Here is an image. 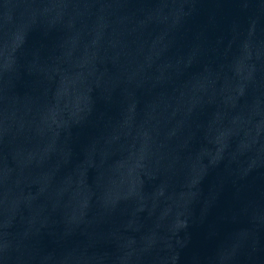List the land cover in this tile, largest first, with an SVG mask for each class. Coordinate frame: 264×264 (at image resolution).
Wrapping results in <instances>:
<instances>
[{"label":"water","instance_id":"obj_1","mask_svg":"<svg viewBox=\"0 0 264 264\" xmlns=\"http://www.w3.org/2000/svg\"><path fill=\"white\" fill-rule=\"evenodd\" d=\"M0 264H264V0H0Z\"/></svg>","mask_w":264,"mask_h":264}]
</instances>
